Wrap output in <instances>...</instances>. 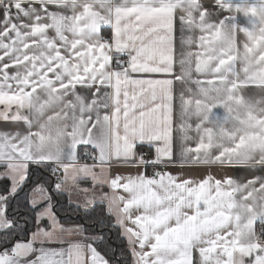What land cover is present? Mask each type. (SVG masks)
<instances>
[{"label": "snow or ice", "instance_id": "obj_1", "mask_svg": "<svg viewBox=\"0 0 264 264\" xmlns=\"http://www.w3.org/2000/svg\"><path fill=\"white\" fill-rule=\"evenodd\" d=\"M250 86L264 90V0H0V122L14 125L0 129V264H122L95 246L112 228L131 264H264V97ZM177 162L253 174L162 170ZM54 196L83 222L61 223ZM25 217L35 230L17 239Z\"/></svg>", "mask_w": 264, "mask_h": 264}, {"label": "crops", "instance_id": "obj_2", "mask_svg": "<svg viewBox=\"0 0 264 264\" xmlns=\"http://www.w3.org/2000/svg\"><path fill=\"white\" fill-rule=\"evenodd\" d=\"M204 2H207V0H204ZM233 2H236V0H233ZM228 15L227 12H223L220 14V18H223V16ZM238 22L242 25V26H247V18H245L242 14H238ZM188 35V33H185V36ZM180 37H181V32L179 30V27L177 28V32H176V57H177V63L174 65V73L175 74H179L181 72V68L179 65V58H180V53H181V44H180ZM238 41H243L245 39V37L243 36L242 33H239L237 36ZM193 51H196V48L192 49ZM157 78H164L163 76H157ZM193 78H197V75L195 72H193ZM203 78V77H201ZM193 88H195V85L192 86ZM78 91H80L82 94L87 95L86 90L84 89H80L78 87L77 89ZM179 87L177 88V92H179ZM242 94L246 97V98H250V99H258L261 97H264V90H261L258 87L255 86H250L249 88H246L242 91ZM214 111L220 115L223 116L224 115V109L219 108V109H214ZM179 101H176V125H177V130L174 131V137H176L175 143L177 146V155H178V147H179V131H178V124H179ZM194 119L189 121V123H193L194 124ZM14 127V125H10V124H5L4 122H0V129H6V128H12ZM188 135L190 137H195L196 134L193 131H190L188 133ZM189 143V145L191 146H195V140L194 139H189L187 141ZM83 152H81L80 154L82 155ZM92 163V162H91ZM90 164V163H89ZM164 171H170L173 175H179L182 177H189V178H195V179H200L206 175H214L217 178H221L225 175L227 176H233L235 178H237L238 180H244L245 178H251L252 177V170L247 169V168H243V167H235V168H229V167H221L220 165H190V166H181L179 164V162H177L174 165H170L168 168L166 169H162ZM97 171H99V169H97ZM108 171L110 172V174L112 176L115 175H121V176H128V175H136L138 172V169L134 168V167H129L123 164H116L113 163V165L111 166V168L108 169ZM51 174V173H50ZM257 175H264V172H261L259 170L256 171ZM149 175V173H148ZM54 180L55 177L53 176ZM7 181H0V191L3 190L4 186L7 184ZM91 181H87L82 183L83 187H88L90 186ZM119 194H123L122 190H117ZM111 193V189H109L107 186H104L103 188H97L96 189V194L97 196L101 195L102 193ZM67 198V197H66ZM74 204V203H73ZM49 222L47 221V224ZM42 224V223H41ZM44 225V224H42ZM71 226V225H69ZM69 239H75L73 237H69ZM127 243V242H126ZM53 247H59V245H52ZM128 249V246H127ZM129 251V250H128ZM130 255V262L132 260L131 254L129 252Z\"/></svg>", "mask_w": 264, "mask_h": 264}, {"label": "trees", "instance_id": "obj_3", "mask_svg": "<svg viewBox=\"0 0 264 264\" xmlns=\"http://www.w3.org/2000/svg\"><path fill=\"white\" fill-rule=\"evenodd\" d=\"M32 176V181L29 185L25 188V191L21 193V196H24L26 193L30 192L31 187L34 185L36 181V177L40 175V173L35 172ZM43 171V170H42ZM44 175L47 176L50 180H54L53 176L50 172H44ZM56 203L55 211L58 216V219L61 223L65 224L66 226L72 225L74 223H81L83 222V218L80 214L73 211L75 204H69L68 199L66 197H55L54 202ZM31 215V214H28ZM26 220V223L24 222ZM90 226V225H89ZM22 227L27 229V233L21 231L17 235V239H24L31 231L35 230L30 219L22 218ZM105 241L103 244L96 242L95 246L97 247L98 251L102 254H106V258L112 259L113 253H115V258L119 259L122 264L124 261H127V264H131L130 262V255L127 249L126 240L121 236L120 230L118 228L112 229H105Z\"/></svg>", "mask_w": 264, "mask_h": 264}, {"label": "built area", "instance_id": "obj_4", "mask_svg": "<svg viewBox=\"0 0 264 264\" xmlns=\"http://www.w3.org/2000/svg\"><path fill=\"white\" fill-rule=\"evenodd\" d=\"M82 155H83V153H82ZM82 162L91 163L92 161H91V160H88V161H82ZM148 173H149V175L152 174V169H151V167L148 168Z\"/></svg>", "mask_w": 264, "mask_h": 264}, {"label": "rangeland", "instance_id": "obj_5", "mask_svg": "<svg viewBox=\"0 0 264 264\" xmlns=\"http://www.w3.org/2000/svg\"><path fill=\"white\" fill-rule=\"evenodd\" d=\"M41 223H42V224H47V221H46V220H45V221H41Z\"/></svg>", "mask_w": 264, "mask_h": 264}]
</instances>
